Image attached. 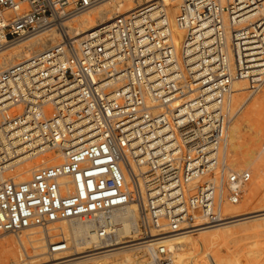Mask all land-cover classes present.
I'll return each instance as SVG.
<instances>
[{
  "label": "built area",
  "instance_id": "2783aa9c",
  "mask_svg": "<svg viewBox=\"0 0 264 264\" xmlns=\"http://www.w3.org/2000/svg\"><path fill=\"white\" fill-rule=\"evenodd\" d=\"M109 1L0 0V52L60 36L0 73V174L24 156L64 158L27 182L0 180V236L40 228L43 264L73 258L55 226L88 222L102 244L113 233L100 215L129 204L141 211L147 264H173L155 242L224 223L251 181L229 166V130L235 83L252 95L264 87V0H178L180 48L160 0L83 38L71 32L69 22Z\"/></svg>",
  "mask_w": 264,
  "mask_h": 264
},
{
  "label": "bare ground",
  "instance_id": "6f19581e",
  "mask_svg": "<svg viewBox=\"0 0 264 264\" xmlns=\"http://www.w3.org/2000/svg\"><path fill=\"white\" fill-rule=\"evenodd\" d=\"M153 1L158 0H111L74 18L68 23V27L80 39L88 32L109 23L115 17L132 13L145 3ZM160 1L164 3L161 5L163 6L162 10L166 11L175 43L180 48L184 34L176 27L175 18L180 10L181 3L178 0ZM59 44V33L49 31L4 50L0 52V73ZM234 87L235 92H241L245 90L246 84L245 82L237 81ZM33 159L36 158L24 156L9 164L2 165L0 180L7 179V176L6 178L4 177L6 171L16 167L18 171L16 170V174L10 179L17 183L27 182L36 170L52 167L64 161L62 155L56 153L55 156L49 155V159L42 160V163H38L34 167L28 164L27 168H21V166L26 165ZM6 160L2 159L3 162ZM140 212V208L136 204H129L101 214L100 222L102 224L111 223L110 232L113 233V237L102 244L92 232L93 225L88 222L78 220L55 226L56 228L53 229L60 228L62 233L70 237L72 241V249L67 255L73 258L67 264H147L150 261L151 252L141 242L142 238L138 222ZM255 213L256 215L253 216H250L251 214L227 216L226 221L220 225L175 234L166 240L157 239L159 241L156 240L157 242L155 243L156 246H163L167 249L173 258V264H247L245 260L250 261L254 256V253L252 254L253 249L250 248L252 238L259 234V231H264V210ZM31 230L37 231L35 233H27ZM16 237V240L10 238L0 242V264L45 263H38L46 258L47 247L46 235L40 228L26 230ZM1 238H3V235L0 236V240ZM27 243L30 248L27 247ZM14 244L19 246L18 255H13L12 253L11 247ZM36 244H41L42 246L37 247ZM39 249H42L43 253H38ZM262 252L259 253L262 254ZM140 254L142 255L139 256ZM244 258L245 260H243ZM256 258L254 257V260H257Z\"/></svg>",
  "mask_w": 264,
  "mask_h": 264
},
{
  "label": "rangeland",
  "instance_id": "374dc122",
  "mask_svg": "<svg viewBox=\"0 0 264 264\" xmlns=\"http://www.w3.org/2000/svg\"><path fill=\"white\" fill-rule=\"evenodd\" d=\"M246 89L247 88L241 92H235L232 98V107L237 111V117L229 130L228 163L232 171L250 172L251 181L247 185L243 199L239 204L225 206L224 212L226 216H241L246 214H251L250 216H253L256 215L255 212L264 210V153L262 152L264 144V87L255 95L247 92ZM49 155L55 156L56 154L47 153L44 156L29 161V163L21 166V168H27L28 164L34 167L38 163H42V160L49 159ZM16 170L13 173L4 174V177L6 178L7 176V178H10L14 176L18 171ZM31 177L32 175L30 178ZM139 217L140 215H138V222ZM35 231L37 230H31L27 233H35ZM16 236L4 234L0 242L10 238L16 240ZM252 239L253 240L249 242L251 243L250 248L253 249L252 254L254 253L252 257L253 260L251 259V262L247 259L245 260V258L243 260H245L247 264H253L255 261L257 262H255V264H264V231H259V234ZM36 246L40 247L42 245L36 244ZM27 247L30 248L28 243ZM11 250L13 255H18L19 246L14 244ZM260 250L263 251L262 254L259 253L261 252ZM38 253H43L42 249H39ZM141 255L142 254L139 256ZM254 257H257V260H254ZM47 260L46 257L38 263H43Z\"/></svg>",
  "mask_w": 264,
  "mask_h": 264
}]
</instances>
